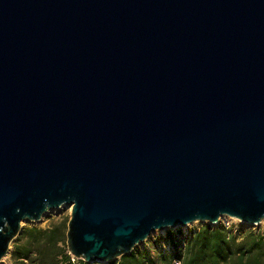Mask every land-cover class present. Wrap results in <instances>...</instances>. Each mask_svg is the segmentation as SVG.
I'll return each mask as SVG.
<instances>
[{"label": "water", "instance_id": "water-1", "mask_svg": "<svg viewBox=\"0 0 264 264\" xmlns=\"http://www.w3.org/2000/svg\"><path fill=\"white\" fill-rule=\"evenodd\" d=\"M63 206L88 264L264 220V0H0V261Z\"/></svg>", "mask_w": 264, "mask_h": 264}, {"label": "trees", "instance_id": "trees-1", "mask_svg": "<svg viewBox=\"0 0 264 264\" xmlns=\"http://www.w3.org/2000/svg\"><path fill=\"white\" fill-rule=\"evenodd\" d=\"M68 219L48 228L24 227L15 239L9 258L14 264H69L66 246ZM166 249L135 247L130 254L107 264H264V231L249 229L236 234L219 223L201 225L183 235L178 229L164 235Z\"/></svg>", "mask_w": 264, "mask_h": 264}, {"label": "rangeland", "instance_id": "rangeland-1", "mask_svg": "<svg viewBox=\"0 0 264 264\" xmlns=\"http://www.w3.org/2000/svg\"><path fill=\"white\" fill-rule=\"evenodd\" d=\"M60 219H68V221H69V219H70V208L63 206L57 210L49 211L46 214H44L41 221H39V222H29V221L28 222H22L21 223V230L26 226H36V227L45 229ZM219 223H223L226 227L230 228V230L236 234L240 233V231H243L245 229H249V230H252L254 232H258V231L263 232L264 231V220L261 221L258 225H249V224H245L243 222H240L236 219L223 218L222 220L220 219ZM203 224H208V223L197 221V222H193L191 224H188L186 226H179V227L165 229V230H161V231H155L153 234H151V236L149 237V239L147 241L140 244L138 247L152 249V246H155V244H156V247H158L159 251L166 249L167 242L164 240V235H165L167 230L176 231L179 229L183 235H187L189 232H191L193 230H197ZM217 225L211 224L210 226L216 227ZM14 241H13V243H14ZM13 243L10 245L7 255L4 258H2V260L0 261V264H14V263H12V261L9 258V254H10V251L12 249ZM80 264H88V263L80 262Z\"/></svg>", "mask_w": 264, "mask_h": 264}, {"label": "built area", "instance_id": "built-area-1", "mask_svg": "<svg viewBox=\"0 0 264 264\" xmlns=\"http://www.w3.org/2000/svg\"><path fill=\"white\" fill-rule=\"evenodd\" d=\"M69 256H70V262H69V264H80V262H85V261H83L81 259H78V258H76V257H74V256H72L70 254H69ZM174 264H179V263L178 262H174Z\"/></svg>", "mask_w": 264, "mask_h": 264}, {"label": "bare ground", "instance_id": "bare-ground-1", "mask_svg": "<svg viewBox=\"0 0 264 264\" xmlns=\"http://www.w3.org/2000/svg\"><path fill=\"white\" fill-rule=\"evenodd\" d=\"M223 218H229V217H225V216H223V217H221L220 219L222 220ZM229 219H231V218H229Z\"/></svg>", "mask_w": 264, "mask_h": 264}]
</instances>
